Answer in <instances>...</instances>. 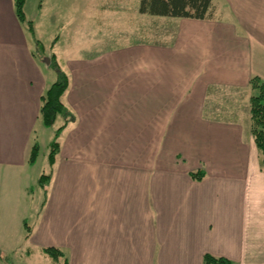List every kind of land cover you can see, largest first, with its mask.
I'll use <instances>...</instances> for the list:
<instances>
[{"label":"crops","instance_id":"crops-1","mask_svg":"<svg viewBox=\"0 0 264 264\" xmlns=\"http://www.w3.org/2000/svg\"><path fill=\"white\" fill-rule=\"evenodd\" d=\"M125 1L105 9L125 12ZM26 2L21 21L14 0H0V226L11 229L30 211V155L47 127V71L59 65L37 39L33 51ZM215 6L212 19L178 18L165 39L138 22L148 41L59 65L75 116L63 125L31 241L59 248L68 264H208L206 254L264 264V165L239 106L254 76L264 83V0Z\"/></svg>","mask_w":264,"mask_h":264},{"label":"rangeland","instance_id":"rangeland-1","mask_svg":"<svg viewBox=\"0 0 264 264\" xmlns=\"http://www.w3.org/2000/svg\"><path fill=\"white\" fill-rule=\"evenodd\" d=\"M109 1L111 0H76L74 4L73 0H70V3L62 0H27V15L29 19L34 18L36 22L35 39L32 38L30 41L33 51L39 56L43 44L47 53L56 54L59 65L63 67L67 66L68 60L74 56H85L84 54L92 56L107 47H120L129 43L148 41L152 36L145 34L147 30L140 33L138 29H134L138 22L141 23V27L150 25L156 27V37L160 40L173 33L172 24L178 21V17L142 14L139 11L140 0L120 2L119 5L121 4L125 12L105 9L107 6H112L109 5ZM107 28L110 29L106 30ZM36 39L42 44L37 43ZM47 59V56L42 60L39 59L45 67L49 62ZM51 69L47 71V75L51 73L53 76L49 75V77L54 81L58 78V74L55 69ZM239 106L244 110L243 118H247L249 130L252 133L251 97L247 103L243 102ZM70 118L69 121L73 117ZM64 124V117L59 114L54 125L39 131L41 135L36 138V141L42 143L39 146L36 166L33 168L38 176L32 180L34 191L32 199L30 198V211L25 215L26 223H22L23 225L20 224L19 227L11 229L8 228L7 221L0 226V264H58L42 246L30 240L29 234L35 230V221L38 216L36 210L40 209L47 192L39 185L38 177L43 173H51L49 164L51 143L62 139L65 128L61 130L60 136L56 135V130ZM261 158H263L262 155ZM47 185L49 183L45 185V188ZM4 201L8 202V195L0 192V220L8 218V211L5 212V207H1ZM11 239L13 241L9 243Z\"/></svg>","mask_w":264,"mask_h":264},{"label":"trees","instance_id":"trees-1","mask_svg":"<svg viewBox=\"0 0 264 264\" xmlns=\"http://www.w3.org/2000/svg\"><path fill=\"white\" fill-rule=\"evenodd\" d=\"M216 0H140V12L156 15L169 16L178 18H193V19H212L216 16ZM16 14L21 21L26 19L24 4L25 0H14ZM57 70L58 78L49 86L42 96L43 104L41 107V118L43 124L51 127L57 120L59 114L63 115L65 123L68 122L71 116L74 118L72 111L64 102V96L69 87V75L62 70L57 62H52ZM253 94L251 96V120H252V135L254 141L263 156L264 164V83L257 76L251 80ZM72 118V119H73ZM63 126L58 128L56 135L59 136ZM49 153L50 165H52L54 157L59 148L58 140L51 143ZM39 144L36 143L30 155V162L34 163L38 156ZM195 179H202L205 176L203 170L194 171L191 173ZM51 174L43 173L40 177V185L45 187L48 183ZM54 261L58 264H68L62 250L57 247H46L44 249ZM205 262L208 264H230V260L224 257H215L211 254L205 255Z\"/></svg>","mask_w":264,"mask_h":264}]
</instances>
